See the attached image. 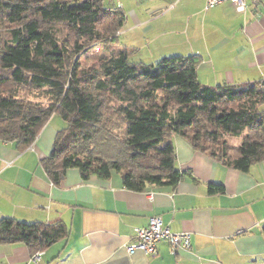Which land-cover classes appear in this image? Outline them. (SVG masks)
I'll return each instance as SVG.
<instances>
[{
	"label": "trees",
	"instance_id": "16d2710c",
	"mask_svg": "<svg viewBox=\"0 0 264 264\" xmlns=\"http://www.w3.org/2000/svg\"><path fill=\"white\" fill-rule=\"evenodd\" d=\"M125 22L105 0H0V142L28 149L57 115L65 126L43 161L55 185L77 169L85 181L117 173L126 189L140 193L183 180L174 146L165 145L173 136L240 172L263 161V83L204 86L198 56L132 64L126 48L79 76L76 55L87 45L119 46ZM57 25L75 34L73 46L61 40ZM111 116L118 132L108 127ZM223 136L241 144L230 147ZM224 192L220 184L208 187L210 195ZM67 236L61 222L0 223V244L24 245L32 255Z\"/></svg>",
	"mask_w": 264,
	"mask_h": 264
},
{
	"label": "crops",
	"instance_id": "0c3cea01",
	"mask_svg": "<svg viewBox=\"0 0 264 264\" xmlns=\"http://www.w3.org/2000/svg\"><path fill=\"white\" fill-rule=\"evenodd\" d=\"M131 1L109 5L126 16L119 36H130L121 47L130 55L144 48L145 41L151 45L174 35L169 45H186L191 56L201 58L198 79L203 69L209 87L264 84V0H247L244 14L229 3L205 12L206 0H174L169 7L170 0H153L156 7L149 13L165 10L154 20L166 25L157 37L142 41L137 30L151 29L152 21L136 10L137 2L145 0ZM196 41L202 43L200 49ZM59 119L54 115L28 149L0 142V223L61 222L68 228V236L47 249L37 264H264V160L240 172L173 136L165 145L174 146L176 169L184 174L175 188L134 192L117 173L85 181L77 169L68 170L55 185L43 161L65 126ZM213 184L223 185L225 192L210 195ZM154 217H161L173 233L189 234L191 248L173 250L161 242L155 256L141 251L130 255L127 247L135 230ZM32 256L24 245L0 244V264H35Z\"/></svg>",
	"mask_w": 264,
	"mask_h": 264
},
{
	"label": "rangeland",
	"instance_id": "374dc122",
	"mask_svg": "<svg viewBox=\"0 0 264 264\" xmlns=\"http://www.w3.org/2000/svg\"><path fill=\"white\" fill-rule=\"evenodd\" d=\"M153 0H145L144 2H137V12L139 14H143L147 17L149 21H152L151 29L149 28L147 31L143 29H138L136 33V37H138V41H142L143 39H154L155 37L160 34V31L164 29V26L166 25L163 21H155L154 19L159 16L161 13H164L165 10H161L153 13H149V11H154L155 5H152L151 2ZM174 0L168 1V7L169 4H171ZM124 3V5L130 4L132 2L131 0H105L106 6L112 5L117 6L119 3ZM218 7V6H217ZM116 9V8H115ZM151 9V10H149ZM169 9V8H168ZM215 9V8H213ZM213 9H207L206 4L204 7L205 12H209ZM149 10V11H148ZM173 11L172 9H169L168 12ZM178 12V11H177ZM176 12V14H177ZM149 13V14H148ZM156 13V14H155ZM134 24V20L131 17L130 19V26ZM108 26V25H106ZM10 27H4L2 29V34H6V30ZM55 29L59 32V36L61 40H64L65 42H68V46L71 47L76 43V36L74 33L70 32L68 28H66L63 25H57ZM106 28H102L101 30L107 34L109 32L105 31ZM161 29V30H160ZM164 31V30H163ZM145 33V34H144ZM130 38V36L123 35L122 37L119 36V46L114 45H99V44H93V45H87L80 54L76 55V61L79 63V76H84V74L87 71L95 70L99 67V64L105 60L108 59L111 55L113 50H119L122 46H124L125 42ZM143 38V39H142ZM176 38L174 35H169L168 37L164 36L154 41L151 45L148 44V42L145 41L144 48L142 47L140 51L134 52L130 56V62L132 64H143V65H156L158 63H161L164 60H169L176 57H189L192 55L190 48H188L186 45H180L177 43H174V45H169L170 42L174 41ZM142 44V42H139ZM196 47H202V43L196 41ZM177 44V45H175ZM140 49V48H139ZM195 49V48H194ZM200 49V48H199ZM206 74L202 69V72L199 75V81L200 83L209 86V82L206 80ZM22 96H25V94H21ZM109 106H114V103H110ZM109 115L106 114V116ZM59 122H63L62 119H59ZM116 117L111 116L109 121V128H112L115 132H118V129L120 128L119 125L116 124ZM226 141L227 144L230 147H237L241 144V139L239 138H232L229 136H223L222 140L220 142ZM211 144V142H208ZM217 145V144H215Z\"/></svg>",
	"mask_w": 264,
	"mask_h": 264
},
{
	"label": "built area",
	"instance_id": "2783aa9c",
	"mask_svg": "<svg viewBox=\"0 0 264 264\" xmlns=\"http://www.w3.org/2000/svg\"><path fill=\"white\" fill-rule=\"evenodd\" d=\"M225 3L233 5L239 14H244L247 11V0H206V7L207 9H213ZM161 242H167L173 250H189L191 248L189 234L173 233L168 227L164 226L161 217H154L149 220L147 227L135 230L134 240L128 245L127 251L130 255L141 251L146 255L155 256L157 245ZM43 254V252H39L33 255L31 261L35 264L39 263Z\"/></svg>",
	"mask_w": 264,
	"mask_h": 264
}]
</instances>
